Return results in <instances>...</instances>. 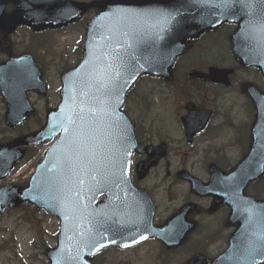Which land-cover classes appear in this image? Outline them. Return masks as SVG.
<instances>
[{"label": "water", "instance_id": "1", "mask_svg": "<svg viewBox=\"0 0 264 264\" xmlns=\"http://www.w3.org/2000/svg\"><path fill=\"white\" fill-rule=\"evenodd\" d=\"M6 1L14 3V10L9 13L3 11ZM92 6L99 7V12L88 23L82 61L62 76V101L57 110L48 113L46 125L37 134L0 146L1 180L23 153L12 146L39 143L60 132L44 163L37 168L29 189L22 191L13 185L0 189V213L25 199L46 207L68 197L63 199V207L82 206L75 212L53 210L61 218L79 223L80 226L69 229L84 236L69 241L60 234L59 248L47 254L51 264H88L85 255L97 247L106 243L124 246L121 237L108 239L104 235L114 234L108 235L106 225L112 218L121 219L122 209L134 210L133 191L127 178L128 152L137 149L150 155L138 166L142 170L162 155L158 148L155 155L150 153L154 148L135 145L127 117L120 110L127 91L139 75L167 77L172 61L182 52L187 38L224 21L239 24L236 30L239 36L251 41L247 51L241 52L244 62L260 68L264 74V0H231L229 4L224 0H101L88 4L72 0H0V29L12 32L18 25H28L38 31L65 26ZM226 72L215 67L205 76L215 82L226 81ZM191 75L200 76L197 72ZM39 77L30 55L0 64V95L7 107L5 118L9 126L19 124L31 111L27 91L44 92ZM250 93L256 106L264 110V97L253 90ZM188 117L191 119L192 113ZM260 118L252 127L250 152L229 175V185L234 186L230 189L233 223L239 224L234 233L235 249H245L238 256L248 257L240 264L264 261V200L242 195L249 181L264 174V113ZM120 127H128L127 138L118 140L117 146L114 133ZM111 153L119 158L114 161ZM19 190L22 192L18 193ZM234 193L238 200L245 201L244 217L234 206ZM101 194L106 195L105 202L94 206L95 198ZM148 202L140 204L143 208L150 207ZM88 228L100 242L86 237L91 230ZM217 263L214 260L212 264ZM188 264L206 263L192 259Z\"/></svg>", "mask_w": 264, "mask_h": 264}, {"label": "rangeland", "instance_id": "2", "mask_svg": "<svg viewBox=\"0 0 264 264\" xmlns=\"http://www.w3.org/2000/svg\"><path fill=\"white\" fill-rule=\"evenodd\" d=\"M89 13V14H88ZM85 15V19L91 17L92 13L88 12ZM83 22H80L77 25H74L69 30L65 32L51 34L50 36L54 39L53 49L56 53H59L57 57H52L51 61L47 62L45 72H47V83L49 84L48 95L46 98H40L35 93L28 94L30 102L34 103L37 108V115L42 118L44 115L45 105L53 104L58 100V96L55 93L60 86L57 80V64H62L63 61L70 62L73 64L76 62V58L79 56L80 52L77 53L76 48L81 47V38L84 33ZM229 30V29H228ZM30 30L17 29L14 34L10 37H6L5 40L2 35H0V60H3L7 56L6 46L17 49V47L24 51H30L33 54L39 55L43 53L45 59L47 57L48 51L52 53L50 49L46 46H34L31 41L35 42V39H38L37 36L30 34ZM33 38V40L31 39ZM83 39V38H82ZM20 43V44H19ZM217 45L211 49L204 58L214 59L218 62L217 55L220 54L226 59L228 58L227 45L226 42L217 40ZM34 47V49H33ZM202 54L200 52H196ZM34 54V55H35ZM53 54V53H52ZM192 53L188 52L183 56L182 60L178 62L176 72H175V82H179L182 78L181 69L184 62L189 57H192V62L196 61L193 58ZM204 55V54H202ZM63 58H65L63 60ZM186 58V59H185ZM190 59V60H191ZM209 60V61H211ZM61 61V62H60ZM188 62H185V69H188ZM230 61L229 63H231ZM228 63V64H229ZM194 63L191 67L195 66ZM159 80V79H158ZM155 78L151 77H141L136 87L133 89V92L130 98L127 100L126 110H128L130 117L139 123L142 130L145 128L150 129L151 141L155 140L157 142H164L166 137H177L178 134L173 130V121L176 118L174 106H176L180 100H184L183 96L180 94H174L173 90L168 89L164 84L159 82ZM233 87L225 94L227 100L229 96L239 102V98L234 96V92L237 91V86L235 83V78L233 82ZM210 89L211 95H220L217 91L214 93V89L210 85H206ZM152 96L150 98L151 108L146 110L145 106L148 102H145V95ZM136 98V99H135ZM139 105V106H138ZM5 107L0 97V143L4 139H9L11 137H19L21 133L29 132L40 127V118L37 116L34 120V117L28 119L21 127L15 129H9L4 124L3 113ZM236 115L239 116L243 113V110L240 108L236 109ZM250 125L246 121H241L240 125L237 127L239 140L245 142L246 140V131ZM166 130V131H165ZM175 133V134H174ZM228 139H231V134H229ZM49 144H43L39 148H35L33 155L28 156V159L25 158L22 162L16 167L13 171L14 174L4 180L2 183H19L28 179V177L33 173V168L38 159L41 158L42 153ZM227 152L235 158L239 153V147L234 142H230L226 147ZM172 162L175 160L173 158ZM174 166V165H172ZM162 171L160 170V173ZM152 175H154L152 173ZM147 180H151L148 178ZM146 180V182H147ZM264 185V180H263ZM255 190H259L258 184L254 187ZM157 194V199L162 200L159 197V192L156 190L154 192V197ZM264 196V192L261 193ZM178 203V202H177ZM158 218H163L165 213L164 203H158ZM31 206V205H30ZM32 207V206H31ZM21 208V207H20ZM15 208L13 210H6L3 214L0 215V264H45L47 258H45V251L48 247H52L56 240V233L58 230L57 219L51 215L44 214L42 210L24 207L22 209ZM20 209V210H19ZM186 249H180L179 251H171L169 253L163 252L160 249L159 243L156 241H149L142 248L137 249L136 251L125 250V251H112L103 255V258L100 260L101 264H180L178 263L181 258H183L187 252ZM190 255V253H189ZM188 255V256H189Z\"/></svg>", "mask_w": 264, "mask_h": 264}, {"label": "flooded vegetation", "instance_id": "3", "mask_svg": "<svg viewBox=\"0 0 264 264\" xmlns=\"http://www.w3.org/2000/svg\"><path fill=\"white\" fill-rule=\"evenodd\" d=\"M228 38L227 40L222 38L220 41L226 42L230 52V42ZM195 45H198V42L195 43ZM234 61L236 66L232 75L235 77L236 86L239 88V102H236L231 97L227 100L225 93L211 97V104L213 105L208 103L203 104L196 99L195 103L197 106L201 108L207 107L212 110L207 127L202 133L196 135L192 139L193 143L189 145L184 141V132L182 131L180 117H178L177 121L179 126L176 128V131L179 137H166L163 142L167 154L164 157L165 160L163 159L162 161L164 165H157L151 169L148 175L142 180L135 176V165L143 160L144 155L139 156L135 154L133 158V169L130 178L136 187L147 188L152 196L156 190L164 191V198L171 204V207L173 206V202L179 201L175 211L170 215L176 213L179 207L188 202L195 205V207L189 211L186 218L188 220H194L196 226L179 245L178 249H173L172 251L179 250L181 247L190 248L191 245L195 247L196 244H202L203 247L198 254L204 253L209 258V255L212 253L218 254L223 252V249L227 245L228 237L234 232L233 225H229L228 223V217L231 214L232 208L226 205L222 198H217L213 195L198 196L197 193L191 189V186L182 181L178 176L179 172H187L188 170L192 175L200 177L203 181H207L211 163H214L217 167L222 169L228 168L227 154L229 152H226L225 136L228 137L229 126L232 130L236 131L241 121H246L249 124L251 121L255 120V107L253 106L250 96H247L245 92V86L249 83L255 85L253 82L256 81L257 74L260 73L254 68H243L235 58ZM40 66L41 63L39 64V67ZM260 76L262 75L260 74ZM212 85L214 87L227 89L220 84ZM261 86L263 87L262 84ZM237 108L244 111L239 116L235 114ZM142 132L144 136L142 137L141 135V141L148 143L147 140L151 135L150 129L145 128ZM182 146L187 148L186 152L182 151ZM196 153L197 166L195 163H190L188 161V157ZM169 157L175 159L172 162L174 166L170 165L168 161ZM160 170L162 171L161 173ZM152 173L154 175H152ZM148 178H151V180H147ZM212 207L215 208L212 210ZM156 221L158 225H161V223L163 224V222H165V219ZM208 229L210 233H212L211 235H208ZM212 247H215L217 252L213 251V249H211Z\"/></svg>", "mask_w": 264, "mask_h": 264}, {"label": "snow or ice", "instance_id": "4", "mask_svg": "<svg viewBox=\"0 0 264 264\" xmlns=\"http://www.w3.org/2000/svg\"><path fill=\"white\" fill-rule=\"evenodd\" d=\"M240 2H243V0H240ZM224 3L229 4V3H231V0H224ZM166 20H167V17H166Z\"/></svg>", "mask_w": 264, "mask_h": 264}, {"label": "trees", "instance_id": "5", "mask_svg": "<svg viewBox=\"0 0 264 264\" xmlns=\"http://www.w3.org/2000/svg\"><path fill=\"white\" fill-rule=\"evenodd\" d=\"M139 106V105H138Z\"/></svg>", "mask_w": 264, "mask_h": 264}]
</instances>
